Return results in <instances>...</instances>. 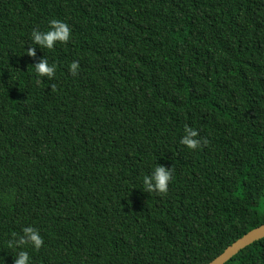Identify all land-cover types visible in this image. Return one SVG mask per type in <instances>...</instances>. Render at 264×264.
<instances>
[{"label":"trees","instance_id":"1","mask_svg":"<svg viewBox=\"0 0 264 264\" xmlns=\"http://www.w3.org/2000/svg\"><path fill=\"white\" fill-rule=\"evenodd\" d=\"M52 19L70 41L41 48ZM261 225L264 0H0V264H209ZM27 226L43 247L9 248ZM224 264H264V238Z\"/></svg>","mask_w":264,"mask_h":264},{"label":"clouds","instance_id":"2","mask_svg":"<svg viewBox=\"0 0 264 264\" xmlns=\"http://www.w3.org/2000/svg\"><path fill=\"white\" fill-rule=\"evenodd\" d=\"M32 42L39 45L41 48L53 49L57 42L67 44L71 38V29L69 25L58 19H52L49 21V30L46 32H40L33 30L30 34ZM26 54L29 57H36V48L28 47ZM35 73L38 77H47L49 80L53 79L56 74V65L49 64V61L44 57L40 59L35 65ZM80 64L78 61H73L69 65V72L75 76L78 74ZM41 83L40 79H37V84ZM51 92L57 90V86L52 84ZM184 136L180 140V143L186 146L189 150H197L206 144L207 140H201L197 137L199 133L192 127H185ZM173 178V170L168 169L162 165H157L150 175L143 177V190L147 193H156L158 195H166L169 189V184ZM26 245L34 247L39 250L44 245V240L39 231L31 226L24 227L22 229V235L19 238H13L8 241L9 248H24ZM13 264H29V255L27 251H19Z\"/></svg>","mask_w":264,"mask_h":264},{"label":"water","instance_id":"3","mask_svg":"<svg viewBox=\"0 0 264 264\" xmlns=\"http://www.w3.org/2000/svg\"><path fill=\"white\" fill-rule=\"evenodd\" d=\"M264 238V225L249 231L247 234L228 246L218 257L209 264H224L229 261L240 250L244 249L256 240Z\"/></svg>","mask_w":264,"mask_h":264},{"label":"bare ground","instance_id":"4","mask_svg":"<svg viewBox=\"0 0 264 264\" xmlns=\"http://www.w3.org/2000/svg\"><path fill=\"white\" fill-rule=\"evenodd\" d=\"M256 241H258V240H256ZM254 242H255V241H254ZM254 242H253V243H254ZM251 244H252V243H251ZM240 251H241V250H240Z\"/></svg>","mask_w":264,"mask_h":264}]
</instances>
